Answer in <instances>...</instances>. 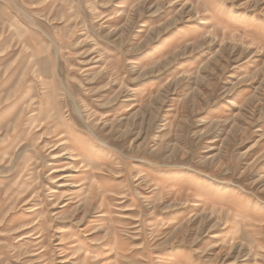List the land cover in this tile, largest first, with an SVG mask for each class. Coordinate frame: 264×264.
Segmentation results:
<instances>
[{
  "label": "rangeland",
  "instance_id": "obj_1",
  "mask_svg": "<svg viewBox=\"0 0 264 264\" xmlns=\"http://www.w3.org/2000/svg\"><path fill=\"white\" fill-rule=\"evenodd\" d=\"M0 264H264V0H0Z\"/></svg>",
  "mask_w": 264,
  "mask_h": 264
}]
</instances>
